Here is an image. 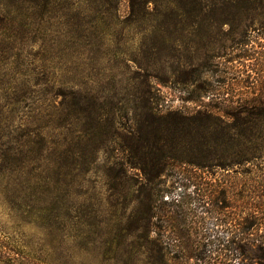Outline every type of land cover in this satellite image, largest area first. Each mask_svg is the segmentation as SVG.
<instances>
[{"label": "rangeland", "instance_id": "rangeland-1", "mask_svg": "<svg viewBox=\"0 0 264 264\" xmlns=\"http://www.w3.org/2000/svg\"><path fill=\"white\" fill-rule=\"evenodd\" d=\"M143 1L0 0V115L34 140L0 171V247L47 264H151L165 209L198 193L181 224L264 264V155L217 166L264 148V123L248 122L264 113V8L176 15L174 0ZM72 95L104 102L100 128L83 112L62 127Z\"/></svg>", "mask_w": 264, "mask_h": 264}, {"label": "trees", "instance_id": "trees-1", "mask_svg": "<svg viewBox=\"0 0 264 264\" xmlns=\"http://www.w3.org/2000/svg\"><path fill=\"white\" fill-rule=\"evenodd\" d=\"M145 2L147 3L148 0H144L142 4H145ZM260 7L264 8V0H174L171 11L176 15L184 13L200 14L206 11L245 15L256 11ZM10 15L11 10L9 5H0V29L6 28V25L9 21H11ZM61 105V114L63 111L66 112L67 116V119L62 127H73L75 122L73 116L79 112L85 113V118L92 117V119L96 121V127L99 128L101 127V124L104 123V118L107 117V113H105L104 110V102H94L89 98L80 99L75 95H72L70 100L63 101ZM52 107L56 110V112L59 109L55 104ZM243 111L245 112V110ZM202 116L207 118L205 115ZM232 117L235 120V124L238 122L241 124L247 122L246 119L241 121L242 118L237 116V114H232ZM250 117H252V119L248 122H252V120L255 119L257 121L256 123H264V113L262 112H251ZM18 118L19 116L13 114L0 115V160L3 161V164L0 165V171L2 169L10 170L11 165L8 164V161L10 160V153L16 150L19 154H22L21 162H24L26 155L23 150L27 147L29 142L34 141L26 139L29 138L28 133H30V130L28 129V125L22 121H19L20 127L16 128L21 129L22 132L26 133L14 136L13 138V129L10 130V126L13 127V124ZM109 125L113 126L112 121H110ZM25 127L28 132L25 131ZM36 135L38 136V141H46L39 129L36 130ZM263 155L264 148H257L254 158L242 159L230 164L227 162H219L217 166L223 170H229L235 167L240 168L246 166L254 160L261 159ZM255 165L256 167H259V164ZM260 170L264 171V168H260ZM237 171L238 169L236 172ZM180 177L187 179V176ZM196 194L198 197L195 196L193 198H191V194L187 195V201L185 202L187 203V210L186 208L181 207L183 203L181 204L180 202V196V198L171 200L168 209H165V211L163 209L161 211H164V216H166L167 219L170 218L171 220V223L168 226L170 233L167 234L165 238L164 236H161L154 239L155 257L151 264H251L250 259H240L237 247L219 237L217 235V231H209L208 227L205 226V223L199 221V226L188 224L189 222L184 223L183 225L181 224L182 219L184 221L187 219L188 209L193 200L196 199L198 200L197 202L199 205L202 204L203 194ZM153 206L154 205H150V209L148 210L150 215H152L151 212ZM257 246L260 250L264 251V242L262 244H258ZM0 248L2 249V247ZM2 250L3 251H0V264H47L39 258L23 255L14 249L12 250V254L6 252L4 249Z\"/></svg>", "mask_w": 264, "mask_h": 264}]
</instances>
